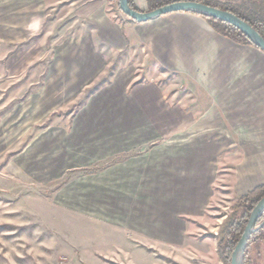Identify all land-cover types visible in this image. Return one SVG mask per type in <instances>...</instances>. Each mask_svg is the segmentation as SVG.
<instances>
[{
	"label": "crops",
	"instance_id": "crops-1",
	"mask_svg": "<svg viewBox=\"0 0 264 264\" xmlns=\"http://www.w3.org/2000/svg\"><path fill=\"white\" fill-rule=\"evenodd\" d=\"M0 25L59 39L36 113L95 88L47 127L48 181L68 179L63 206L160 264H224L200 231L218 200L264 184V51L194 12L130 22L118 0H0ZM120 56L127 65L102 83Z\"/></svg>",
	"mask_w": 264,
	"mask_h": 264
},
{
	"label": "rangeland",
	"instance_id": "rangeland-1",
	"mask_svg": "<svg viewBox=\"0 0 264 264\" xmlns=\"http://www.w3.org/2000/svg\"><path fill=\"white\" fill-rule=\"evenodd\" d=\"M45 33L46 28L42 35L22 38L16 36L21 31L5 32L0 25V264H160L109 224L64 207L70 200L59 191L68 179L48 181L47 127L67 121L95 88L65 107L36 113V95L47 94L52 48L59 40H48ZM120 58L102 83L127 65ZM234 194L214 205L212 226L200 237L220 238L238 199ZM257 264H264V257Z\"/></svg>",
	"mask_w": 264,
	"mask_h": 264
},
{
	"label": "trees",
	"instance_id": "trees-1",
	"mask_svg": "<svg viewBox=\"0 0 264 264\" xmlns=\"http://www.w3.org/2000/svg\"><path fill=\"white\" fill-rule=\"evenodd\" d=\"M118 0V9L120 8ZM148 11L172 4L177 0H146ZM209 6H214L230 11L252 25L264 37V0H194ZM131 7L140 10L133 0H129ZM204 16L212 27L221 35L231 40L246 45L259 48L240 28L221 20L219 18ZM128 21L138 23L136 20L128 18ZM264 197V184H261L240 196L232 207V211L225 222L221 236L218 239V251L224 264H231L233 253L238 245L245 229L248 225L251 214ZM254 232L248 242L244 264H257L259 259L264 257V214L258 219L257 226L262 224Z\"/></svg>",
	"mask_w": 264,
	"mask_h": 264
},
{
	"label": "water",
	"instance_id": "water-1",
	"mask_svg": "<svg viewBox=\"0 0 264 264\" xmlns=\"http://www.w3.org/2000/svg\"><path fill=\"white\" fill-rule=\"evenodd\" d=\"M119 3L122 12L137 22L149 21L156 17L177 11H189L199 15L219 18L240 28L262 51H264V37L248 22L227 10L209 6L194 0L176 1L172 4L151 11L135 10L131 7L129 0H120ZM263 214L264 197L259 201L251 214L245 232L233 253L231 264H244V256L249 239L254 232L262 227L263 223L257 226V221Z\"/></svg>",
	"mask_w": 264,
	"mask_h": 264
}]
</instances>
